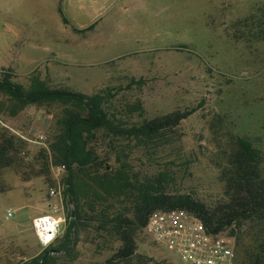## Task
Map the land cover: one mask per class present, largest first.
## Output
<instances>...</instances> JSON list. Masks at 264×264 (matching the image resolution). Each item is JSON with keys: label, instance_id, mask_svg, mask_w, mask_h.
I'll return each mask as SVG.
<instances>
[{"label": "rangeland", "instance_id": "1", "mask_svg": "<svg viewBox=\"0 0 264 264\" xmlns=\"http://www.w3.org/2000/svg\"><path fill=\"white\" fill-rule=\"evenodd\" d=\"M92 22L90 30L74 29ZM7 70L26 86L34 72L52 87L89 95L106 90V108L125 125L195 108L153 140L101 128L90 140L101 170L118 167L121 154L140 179L166 171L168 190L212 204L222 198L223 170L243 138L262 155L264 176V0H0V72ZM11 107L0 94V140H13L12 163L0 170V232L34 246L30 216L38 208L19 200L33 198L43 213L50 188L60 185L67 221L59 237L74 208L52 151L63 111L58 104H31L13 115ZM17 132L34 140L44 132L46 139L32 142ZM119 203L130 207L127 199ZM252 228L224 231L233 238L236 264H264V231ZM136 237L137 254L153 260L131 264H184L144 228ZM118 246L115 234L92 225L56 264H105ZM33 255L16 251L7 264Z\"/></svg>", "mask_w": 264, "mask_h": 264}, {"label": "trees", "instance_id": "2", "mask_svg": "<svg viewBox=\"0 0 264 264\" xmlns=\"http://www.w3.org/2000/svg\"><path fill=\"white\" fill-rule=\"evenodd\" d=\"M64 21L68 23L65 17ZM93 24L76 31L93 28ZM92 95L52 87L39 74L32 73L26 86L13 80L10 70L0 72V94L12 102L11 114L15 115L31 104L62 106L58 131L52 144L55 164H65L68 201L74 205L69 211V224L61 237L37 256L19 264H56L58 255L69 253L76 244V235L89 226L98 232L115 234L119 246L105 264H131L152 258L137 254V232L143 229L150 214L157 210L185 209L200 218L215 233L241 229L254 224L264 231V176L260 170L262 155L246 139L239 138L236 150L231 154L226 170H223L225 189L222 198L210 204L190 192H174L166 188L169 173L161 171L146 180L140 179L129 169L127 162L116 156L118 167L107 165L101 170L95 165L98 156L90 147V140L101 128L114 135L137 139H155L179 126L195 108L145 119L131 125L116 120L105 103L109 92ZM13 140H0V170L12 163ZM1 179V178H0ZM5 189L1 188L0 193ZM127 199L130 207L117 204ZM249 227V226H248ZM251 227V226H250ZM251 230V228H250ZM237 263V258H236Z\"/></svg>", "mask_w": 264, "mask_h": 264}, {"label": "built area", "instance_id": "3", "mask_svg": "<svg viewBox=\"0 0 264 264\" xmlns=\"http://www.w3.org/2000/svg\"><path fill=\"white\" fill-rule=\"evenodd\" d=\"M17 133L32 142L44 143L46 139L44 132H40L38 140ZM22 154L26 155V151ZM66 170L65 164L58 165L57 177ZM59 187L50 188L49 198L52 201L49 209L33 219L35 234L42 249L49 248L57 240L67 221ZM13 214L9 210L8 215ZM144 230L158 246L176 254L184 264H236L233 238L224 232L210 231L200 218L188 210H157L148 217Z\"/></svg>", "mask_w": 264, "mask_h": 264}, {"label": "crops", "instance_id": "4", "mask_svg": "<svg viewBox=\"0 0 264 264\" xmlns=\"http://www.w3.org/2000/svg\"><path fill=\"white\" fill-rule=\"evenodd\" d=\"M25 27H27V26H25ZM83 28H85V27H82L81 29H83ZM18 30H20V27H18ZM19 201L20 202H24V203H22L24 205L27 204V203H32L35 207L38 208L37 209L38 211H36L34 214H32L30 216V219H31L30 227L33 229V219L37 215L42 213V207L43 206H41L40 203H37L38 201H34L33 198H29L28 201L27 200L26 201L19 200ZM50 202H51L50 200L48 202H45L46 203L45 206L47 207V210L49 209ZM24 220L27 221V219H24ZM13 236L14 235L8 236L7 234H4V233L0 232V264H7L8 258L10 256H14L16 251L17 252H22V251H25V250H31V252L34 254L33 257L37 256L40 253V251L38 250V246L40 247V245H38V241L36 242L37 244H35L34 246H31L30 243L26 244V239H25L24 236L20 240H18L17 238L11 240L10 237H13ZM35 237L37 239L36 234H35ZM7 248H10L9 253H8ZM33 257H31V258H33ZM28 259H29V257H26L21 262L26 261Z\"/></svg>", "mask_w": 264, "mask_h": 264}, {"label": "water", "instance_id": "5", "mask_svg": "<svg viewBox=\"0 0 264 264\" xmlns=\"http://www.w3.org/2000/svg\"><path fill=\"white\" fill-rule=\"evenodd\" d=\"M98 19H99V18H98ZM98 19H97V20H98ZM97 20H95L94 22H96ZM94 22H92L90 25H92ZM90 25H89V26H90Z\"/></svg>", "mask_w": 264, "mask_h": 264}]
</instances>
